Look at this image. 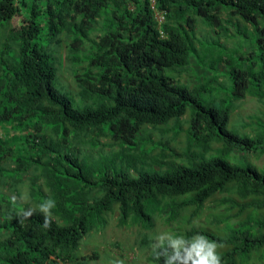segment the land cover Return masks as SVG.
<instances>
[{
	"label": "trees",
	"instance_id": "obj_1",
	"mask_svg": "<svg viewBox=\"0 0 264 264\" xmlns=\"http://www.w3.org/2000/svg\"><path fill=\"white\" fill-rule=\"evenodd\" d=\"M157 3L168 11L165 38L159 35L148 0H0V26L6 33L0 37V130L20 126L25 133L9 144L0 132V204L10 207L0 211V264H90L99 254L94 250L91 256L79 255L82 241L91 237L92 230L105 227V215L115 206L121 225L146 230L141 243L149 249L155 240L148 233L155 225L154 216L163 214L172 223L186 206L195 205L198 212L222 191L227 194L222 204H229L226 217H233L230 212L236 207L239 216L247 205L255 212L264 211V171L225 157L237 150L264 154V127L257 130L263 117L256 114L250 122L240 119L243 127L253 128L254 136L230 131L232 105L204 103L200 88H190L165 73L167 68L186 66L200 39L198 24L203 23L211 35H220L221 45L235 51L219 60L232 65V99L251 94L263 102L264 0ZM235 20L251 25L255 33L253 49L246 55L235 49L236 43L221 42L222 35L233 36L231 21ZM66 36L71 39L68 44ZM64 44L69 52H87L81 57L86 66L79 65L74 72L79 82L76 91L55 85L63 66L58 49ZM239 60H243L241 67L234 64ZM81 68L85 70L80 74ZM188 109L191 140L195 138L201 150L192 151L189 141L187 165L155 157L148 160L156 144L152 140L139 149L142 128L150 127V136ZM46 116L52 121L46 123ZM102 138L110 139L102 142ZM214 142L225 148L224 156L208 155ZM110 152L127 153V166L115 170L103 166ZM140 164L144 165L140 168ZM28 173L32 197L28 203L3 192L6 183L12 191L18 189L16 176L25 178ZM49 198L56 202L50 229L42 227L39 214L18 222V211ZM263 214L255 225L263 230L252 235L242 233V226L236 224L226 239L199 229L188 231L187 237L201 232L210 240L229 244L222 264H239L237 252L246 255L264 246ZM149 260L165 264L163 256L154 257L153 249Z\"/></svg>",
	"mask_w": 264,
	"mask_h": 264
},
{
	"label": "rangeland",
	"instance_id": "obj_2",
	"mask_svg": "<svg viewBox=\"0 0 264 264\" xmlns=\"http://www.w3.org/2000/svg\"><path fill=\"white\" fill-rule=\"evenodd\" d=\"M231 26H234L236 28L235 35L233 33V38L227 37L228 40L225 39V35H222L221 41L226 45L235 44L237 41L235 49H237V51L242 55H246V52L253 49L254 46L252 44V42L254 43L255 37L253 28L251 27V25L245 22L237 23L236 20L235 23L234 21H231ZM204 33L205 35L211 34L210 27L205 26L203 23L198 24V36L202 38V35ZM5 35L6 33L4 31V26H0V37H4ZM214 35L217 39L215 41H208L209 38L206 37V46L202 47V50L198 52L199 55H201V57H203L204 59H201L196 54L195 58L196 60H198L197 63L194 60L191 65H189L185 69L183 77L179 76L177 70H173L171 68L165 69V73L171 77H174L177 82L185 84L186 86H189L191 88L192 85L196 84V86L200 88L198 93L200 95V99L204 103L214 104L220 101H225V103H228L235 108L241 105V102L240 100H233L231 95L232 80L229 78V74L232 65L224 64L222 67L219 64L220 56L226 55L230 57L232 54L235 53V51L229 50L223 45H221L220 41H218V37L220 35H217L215 33ZM70 42L71 39L69 38V36H66V40L64 41V43L68 44ZM65 44L58 49V55L62 59L63 66L61 65L62 68L59 72L60 77L55 80V85L57 87L65 85L73 91H76L79 89V87L77 86L79 82L77 81V75L74 74V72H76L79 65L86 66L85 62H83V59L81 57L85 56L87 52H84L83 50L74 53L69 52L68 45L66 46ZM198 45H201L200 41H198ZM67 54H69L70 56L79 55L80 57L76 60H72V58H67L68 62H66L67 59L65 58V56ZM234 64H238V66L241 67L243 65V60H239ZM84 70L85 69L81 68L79 71L80 74ZM213 75H220V80H222L224 84H216L215 82L210 81ZM86 104L90 105V103H85V105ZM262 108V102H259L253 97L247 96L242 101V106L239 107V109L231 117H233V119L235 118L234 123H236V113L240 112L243 115L244 119L246 121H249L250 116L257 113ZM189 111L191 110L188 109L185 116H182L180 120H177L176 117H173L167 123L159 125L153 130V134L150 136L147 132L150 130V127L144 126L142 128L144 130V133L141 136L142 143L141 145H139V149L142 148L145 144L150 143L152 141L151 139H153V144H157L159 146L160 144L165 145L164 155L165 160L167 162H181V160L187 161V149L190 147V143L188 145L187 132L189 130V127L188 125H186V119L190 118L191 116ZM240 119L237 122L236 126L232 125L233 123H230V125L232 126L229 127V129L239 135L244 136L245 132L244 128L241 126L242 122L240 121ZM50 121H52L51 118L49 116H46L45 122L47 123ZM104 127L105 131L108 133V137H110L111 130L108 124H105ZM262 127H264V122L257 125V130ZM252 131L253 136L256 135L254 134V130ZM252 131L248 130L249 133H252ZM3 132L4 137L9 140V144H12L13 137L19 139L21 135L24 136L25 134L20 126L11 127V125L5 127L3 129ZM3 132L1 130L2 135ZM108 139L110 138H102L101 141L107 142ZM161 139L164 141H160ZM71 142L74 143L73 141ZM221 146V144L217 143L212 144L211 151L209 152V154H223L224 148ZM85 149L89 150L90 148L89 146H86ZM143 150L144 152L148 151L146 147ZM258 150L261 151V148ZM160 151L162 152V150L160 149L155 150L154 153L148 157V160H151L152 157H157V159H160V157H162L163 155V153L160 154ZM137 152L140 153L138 150ZM253 153L254 154L249 155L245 153L240 154L238 152L233 151L225 157L229 161L236 163L237 165L246 166L248 163H250L254 165L259 171H264V154L261 155L260 152L255 153V151H253ZM127 159L128 154L125 152L117 155L115 154V152H110L109 155L104 159L103 166L113 170L120 167L124 168L125 166H127V163L125 162ZM143 165L144 164H140L139 167L141 168ZM188 165L193 164L192 162H189ZM10 166L12 167L13 164L11 163ZM29 176V173L25 178H19L18 176H16L17 178H15V183L20 184L19 188L12 191L9 184L6 183L2 185L3 192L11 194L13 197H15L16 199H20L22 202L28 203L27 201H30L32 199L29 194ZM22 196L24 197L23 199H21ZM223 197H227L225 191L214 195L212 200H206L204 202V206L198 212L195 211L194 206L188 205L189 207L185 208L180 213L178 220L172 223H167V217L163 216V214H158L156 218L154 216L155 225L152 230H150L148 233L153 238L156 234L161 232L172 233L175 235H182L186 237V232L188 230H191L193 228H202L212 230V233L218 235L222 239H226L229 236L228 231H230V229H234V226L236 224H239L243 227L240 228V231L242 233H244L245 235L254 234V232L250 230L246 231L244 228L247 226L254 229L257 228L255 226L257 219L261 218V214H263L261 212L264 211L258 210V212L256 213L254 210L255 208L253 206L247 205L242 209L245 210L243 216H240L238 218L234 217L237 222L226 220L225 218H223V216L224 214H226L225 209L229 207V204H222ZM0 207V211L2 213L3 209L5 211L10 209V207L6 206L5 204H0ZM234 209L239 208L236 207ZM231 212L236 213L235 210H232ZM259 212L261 214H259ZM106 218L107 224L104 229L100 231H92L91 237H87L85 241H82L81 247L79 248V255L91 256L94 250H96L99 254V258L91 259L90 264H125L123 261H126L128 264H154L149 260V255L153 248L149 249L147 247H144V249L141 250V238L143 236V233L146 232L145 230L141 229V227L138 225H120L118 212L109 213ZM262 230L263 227L259 228L257 231L261 232ZM0 234H2L1 231ZM155 242L158 241L154 240V243ZM216 242L218 243V245H222V247L218 248V251L222 258L230 245H227V243L223 244L220 241ZM117 244H121L123 246V250L119 245L117 246ZM235 256L237 258L238 263L241 262L242 264H264V246L253 248V250L245 256L240 255V252H237Z\"/></svg>",
	"mask_w": 264,
	"mask_h": 264
},
{
	"label": "clouds",
	"instance_id": "obj_3",
	"mask_svg": "<svg viewBox=\"0 0 264 264\" xmlns=\"http://www.w3.org/2000/svg\"><path fill=\"white\" fill-rule=\"evenodd\" d=\"M148 1H149L150 5H151V8L153 10L154 18H155V20L157 22V26H158V30H159V35H160L161 38H165L167 36V33L164 30L163 26H164V24L167 21L168 11H167L166 8L159 7L158 6V3H157V0H148ZM235 32H236L235 27L234 28H231V34L233 35V33H234V35H235ZM210 36H211V34L205 35V33L202 35V38L199 36L200 39L198 41L201 42V45H198V41H196V52H193L192 53L193 55L190 57V59L186 63V66L185 67H182V68L179 67L177 69L180 77H183L184 72H185V69L189 65H191V63L194 60L197 63L198 60H196V58H195L196 57L195 56L196 54L201 59H204L203 57H201V55H199L198 52L202 50V47H205L206 46V37H208L209 39H211V38L215 39V35H212L211 37ZM227 37L228 36H225V39H227ZM231 37L233 38V36H231ZM231 37H229V38H231ZM202 39H204V40H202ZM236 43H237V41H236ZM222 44H224V43L222 42ZM224 45L225 46H229V45H226V44H224ZM219 64L223 67V65L225 63L219 62ZM221 71H223V70H221ZM210 81H213L216 84H221V85L224 84V82L222 80H220V75H213L212 78L210 79ZM193 87H196V84L195 85H192V88ZM232 89H233V83L231 85V90ZM231 95L233 96V94H231ZM247 96H250V97H253V98L257 99L256 97L252 96L251 94L246 95L245 97H247ZM244 98L240 99L241 105H239V106H237L235 108L233 107V110L230 111L229 123L227 124V129L228 130H230L229 127H231L232 125L236 126V124H237V122L239 121L240 118H243L244 119L243 115L240 112L236 113V117H237V122L236 123H234L235 122V118L233 119V117H231L239 109V107L242 106V101L244 100ZM235 101H239V100L237 99ZM221 102H224V101H221ZM259 102H261V101H259ZM262 103H263V108L260 109L257 113L251 115L250 118H252L256 114H259L264 119V115H263V112H264V100H263ZM182 116H185V115H182ZM181 117L180 118H177V120H180ZM250 118H249V121H246L245 119L244 120L246 122H250ZM190 120H191V116H190V118H187L186 119V125H188V127L190 125ZM230 123H233V124L230 125ZM243 128H244V132L245 133H247V134H253V131H252L253 128H250V127H243ZM248 130H251L252 133H249ZM230 131H232V130H230ZM0 132H1V130H0ZM2 132H3V129H2ZM189 132H190V127H189V130L187 132L188 145H189L190 142H192V148H191L192 151H194V150H197V151L201 150V146L200 145H198V147L196 146L195 138L193 137L194 139L191 140V136H190V133ZM3 134H4V132H3ZM151 140H153V139H151ZM160 141H164V140L161 139ZM214 143H217V142H214ZM217 144H220V143H217ZM164 146L165 145H163V144H160V146L156 144L155 145V150H157V149L162 150V152L160 151V154L163 153V155H162V157H160L159 160H161L163 162H166V163H169V162H167L165 160V155H164L165 148H164ZM221 147H223V146H221ZM224 150H225V148H224ZM154 151H153V153H154ZM235 152H238L240 154L245 153V154L251 155L253 151L252 152L251 151H247L246 152V151H242V150H237ZM208 155L216 156L217 154H212V153L209 154L208 153ZM224 155H225V151H223V154H221V155L219 154L217 156H224ZM186 157H187V160H188V156H186ZM155 158H157V157H155ZM181 162H183V163L186 164L187 161L181 160ZM158 168H160V167L157 166V169ZM23 198L24 197L22 196L21 199H23ZM13 199L15 200L16 198L13 197ZM55 206H56V202L53 199L49 198L46 201H43V202L39 203L35 207H28L26 209H23L21 211H18L17 212L18 222H20L21 224H23L26 220H29L32 216L39 214L40 216L43 217L42 227L44 229H50L51 226H52L53 220H54V215H53L52 209L55 208ZM189 206H194L195 207V205H189ZM189 206H186L185 208H187ZM185 208H183L182 211ZM233 210L236 211V213L230 212V214L233 217H226L227 215H225V216H223V218H225L226 220H230V221L236 222V220L234 219V217H237L238 218L240 216H243V214L245 213V210L244 211H241L240 215L238 216L236 214L239 212L240 209H233ZM113 212H118V215H119V223H120V210H119V208L115 206V210ZM113 212H111V213H113ZM107 215H105V216H107ZM120 225H121V223H120ZM124 226H128V225H124ZM141 229L145 230L144 228H141ZM193 229H198V228H193ZM193 229H191V230H193ZM257 229H258V227L255 228L254 230H252V228H251L250 230L253 231V232H256ZM100 230H102V229H98L97 231H100ZM199 230H203V231H207V232H211L212 233V230H207V229H202V228H200ZM188 231H190V230H188ZM187 232H186V237L185 236H182V235H175V234H172V233H164V232H161V233L156 234L154 236V239L156 241H158V243H155V244L152 243L151 244V247L153 248L154 257L157 260H160L161 256H163L164 261H165V264H222L223 259L221 258V255H220V253L218 251V248L222 247V245H218V243L216 241H213V240L208 239L201 232H198L196 234H193V236H191V237H187V236H189V235H187ZM228 233H229V235L230 234H233V229H230V231H228ZM90 234H92V233H90ZM86 239L87 238H85V240ZM151 240H152V238H151ZM140 246H141V250H143L144 247L149 248L148 245L144 246L143 243H141ZM157 248L163 249V251L162 252L156 251L155 249H157ZM252 250H253V248L247 254H249ZM242 256H245V255H242ZM65 264H69V263H65ZM239 264H242V263L239 262Z\"/></svg>",
	"mask_w": 264,
	"mask_h": 264
}]
</instances>
